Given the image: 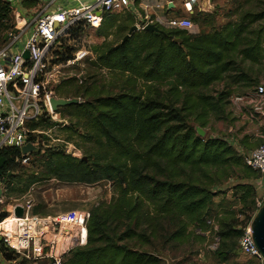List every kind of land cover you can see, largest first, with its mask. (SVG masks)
Wrapping results in <instances>:
<instances>
[{"label": "trees", "instance_id": "1", "mask_svg": "<svg viewBox=\"0 0 264 264\" xmlns=\"http://www.w3.org/2000/svg\"><path fill=\"white\" fill-rule=\"evenodd\" d=\"M15 14L11 3L0 0L3 46L11 40L6 34L19 33ZM237 18L206 34L159 27L160 34L135 32L125 40L132 17L105 15L96 33L105 41L91 51L93 66L107 71L110 80L83 90L87 101L62 108L77 128L65 129L66 142L77 137L94 147L84 151V159L63 148L47 150L44 158L47 178L68 184L112 182L115 196L90 212L88 244L64 264H164L173 247L204 244L212 234L219 239L217 256L236 252L258 197L253 182H237L256 181L261 173L245 165L228 141L202 138L196 126L205 129L213 118L229 119L232 89L246 82L247 88L253 86L257 77L248 73L264 64V27L254 28L264 10L241 11ZM109 36L117 40L111 43ZM75 90L78 97L81 91ZM41 121L38 128L50 123ZM75 146L81 148L76 141ZM240 146L252 150L249 137ZM20 155L16 149L0 155L9 183ZM230 182L243 208L238 214H218L215 226L213 200ZM9 187L6 204L18 193ZM7 216L1 214L0 222Z\"/></svg>", "mask_w": 264, "mask_h": 264}, {"label": "built area", "instance_id": "2", "mask_svg": "<svg viewBox=\"0 0 264 264\" xmlns=\"http://www.w3.org/2000/svg\"><path fill=\"white\" fill-rule=\"evenodd\" d=\"M4 1L11 3L13 0ZM200 1L202 0H185L184 15L174 17L147 15L143 19L138 18L134 26L137 27V32H144L148 25H155L193 34L194 25L191 17L197 10L206 12L200 8ZM168 4L172 5L173 2L169 1ZM112 12L138 16L135 0H94L91 4L58 12L51 11L49 6H46L21 27L20 33L7 34L11 40L0 50V155L6 150L16 149L21 151L24 164L31 161L33 151L24 154L22 149L31 145L35 150L38 145L36 137L40 132L26 129L27 123L42 119L55 123L61 121V113L58 112L60 108L53 107V102L60 100L54 91L55 84L63 79L79 81L82 78L81 74H86V65L80 61L84 57L78 56L81 51L75 53V58L73 57L70 63L62 66L55 63L56 57H53L55 50L65 38L72 36L76 29L98 30L105 15ZM29 32L31 34L23 49L9 57L7 52ZM75 40L77 44L82 37H75ZM25 54H28V58H25ZM71 66L80 67L82 73L66 75L62 72ZM245 98L250 121H264V82ZM236 100L245 101L244 98ZM243 160L245 165L264 174V145L247 151ZM3 176L0 177V215L7 213L8 216L0 222V244L4 246L7 254L19 259L39 258L48 261L49 264H64L73 252L87 246L90 212H74L43 219L29 213L30 207L20 204V201H14L16 204L10 209H5L7 199L4 194L8 191V184ZM263 205L264 194L256 199L253 218ZM17 206L24 208L23 217L15 216ZM251 222L242 229L239 248L244 256L263 264L262 256L253 240ZM48 230L51 237L47 236ZM218 247L219 239L216 238L211 250L215 252Z\"/></svg>", "mask_w": 264, "mask_h": 264}, {"label": "rangeland", "instance_id": "3", "mask_svg": "<svg viewBox=\"0 0 264 264\" xmlns=\"http://www.w3.org/2000/svg\"><path fill=\"white\" fill-rule=\"evenodd\" d=\"M213 6V8H212ZM203 8L205 11L197 10L195 15L191 17L194 25L193 34H206L210 33L216 28H220L228 23L236 21L241 11L260 13L264 10V4L259 1L247 2V0H214L209 3L204 1ZM117 13V12H112ZM119 14V13H117ZM30 21V19H29ZM16 25L22 27V23L18 22L15 18ZM264 27V19L261 20L254 28ZM91 32L90 29L83 31L82 29H76L73 31L72 36L65 38L61 44L57 47L53 57H56L55 63L57 65L65 66L66 63L75 58V53L78 56H83L80 59L85 66L86 74H81V68L70 67L63 69L64 74H78L82 75V78L77 81L74 79H63L58 81L54 86L56 95L67 101L68 103H82L87 101V98L83 96V90L92 88L95 85H106L110 80V75L107 72L100 71L93 66L91 48L97 45H101L103 42L95 38L91 34V38L86 37V34ZM126 33H123V36ZM93 36V37H92ZM75 37H82V40L75 44ZM117 39L111 38L109 41L114 42ZM77 41V39L75 40ZM75 46H77L75 48ZM3 48L2 40L0 41V49ZM82 51H86L85 54ZM93 54V53H92ZM248 77H257V81L253 82V86L246 87L248 82L234 86L233 96L230 100V106L228 108L231 112V116L227 120H221L217 118L211 119V123L205 129H201L196 126L199 136L205 139L217 138L228 141L243 158L247 150L240 146V141L244 137H249V142L252 146L251 149H255L259 145H264V121L252 122L249 118L248 106L246 102V95L252 92L260 83L264 82V64L256 65L252 68V71L248 73ZM79 89L81 94L77 97L75 95L76 90ZM237 98H244L245 101L237 102ZM58 112L61 113V121L52 122L53 125L48 123L43 124L40 128L37 127V123L42 122H29L26 125V129L32 131H39L36 140L38 142L37 148L31 153V161L27 164L22 162V153L20 156L15 157L16 165L13 168L14 171L10 172L8 176L13 177L8 182L6 175L3 176L7 183L10 184V189L16 188L18 193L15 192L13 198H20L26 196V200H30L32 205V214L36 212L38 217L43 219H49L56 215L69 214V213H81L91 212L94 208L102 205H108L112 202L115 196V188L112 182L103 181L94 185L86 184H68L62 183L56 179L47 178V169L45 167V154L47 150L63 148L65 154L70 156L78 155L75 158L84 159V151L92 150L93 145L87 144L81 139L74 137L70 142L67 141L66 128L76 125V121L69 116L65 109L60 108ZM234 119V120H233ZM74 129H77L76 127ZM75 141L83 149H79L75 146ZM259 141H263L260 142ZM250 151V150H249ZM75 154V155H74ZM262 175V174H260ZM39 180L34 182L35 178ZM251 181L239 180L237 183H249ZM235 182H230L223 190V194H219L216 197V203H219L222 199V208H214L212 205L211 219L216 226V217L218 214L224 211L230 210L233 213H240L243 205L234 198L233 193L230 191ZM253 185V184H252ZM263 196V193L259 194V197ZM227 200V201H226ZM23 200L20 202L22 203ZM11 204V206H10ZM7 204L5 209H10L14 204L11 202ZM242 217V216H238ZM243 219V218H241ZM216 243V236L214 234L208 237V242L200 244L194 241L179 247H173L166 255V262L164 264H255L254 261H250L245 257L238 247L236 252L229 255L217 256L211 249Z\"/></svg>", "mask_w": 264, "mask_h": 264}, {"label": "crops", "instance_id": "4", "mask_svg": "<svg viewBox=\"0 0 264 264\" xmlns=\"http://www.w3.org/2000/svg\"><path fill=\"white\" fill-rule=\"evenodd\" d=\"M94 0H13L11 2L12 7L15 9V18H17L18 22L25 25L26 22L29 21V19L36 14L41 9L45 8L46 6H49V9L54 12L66 10V9H72L83 5L91 4ZM169 1H172L173 4H168ZM204 1H208L209 3L213 2L214 0H202L200 1V8H203ZM168 5V7H167ZM213 8V6H212ZM135 9L136 14L138 13V16H132L133 20V26L135 23H137L138 18L143 19L144 17L148 16H159V17H174L176 15H184L186 14V8H185V0H135ZM207 12V11H206ZM17 24V23H16ZM18 32L20 33L21 27L18 25ZM98 30H91V32H88L86 34V37L89 39V36L91 38V34L100 41L104 42L105 38H98L96 33ZM30 32L27 33L25 36H23L17 43L16 46H13L7 54L12 56L14 52H17L18 50L23 49V45L26 43L30 36ZM7 36V34H6ZM92 36V37H93ZM112 38V36H109V40ZM5 46V45H4ZM3 46V48H4ZM2 48V49H3ZM92 49V48H91ZM1 50V49H0ZM91 53L92 58H94V54ZM253 186L255 187L257 194L259 196L260 193L264 194V174L261 175V178H259L256 181H253ZM7 194V192L5 193ZM4 194V195H5ZM26 196L22 197V200L24 203L23 205H28L30 207V212L32 213V205L30 200H26ZM216 197L213 200L214 208H222V199H220L219 203H216ZM20 199H11V202L14 201H22ZM227 201V200H226ZM11 206V204H10ZM50 235V231L48 230V235ZM6 250L2 244H0V264H49L48 261L44 259H34V260H26V259H19L12 254V259L6 258ZM246 257V256H245ZM248 258V257H247ZM249 259V258H248ZM250 261H254L249 259ZM255 264H260L257 261H254Z\"/></svg>", "mask_w": 264, "mask_h": 264}, {"label": "water", "instance_id": "5", "mask_svg": "<svg viewBox=\"0 0 264 264\" xmlns=\"http://www.w3.org/2000/svg\"><path fill=\"white\" fill-rule=\"evenodd\" d=\"M145 31H150V32H154L156 34H160L161 30L159 27L155 26V25H148L145 28ZM137 32V27L136 26H132L129 34L125 37V40H127L130 35L132 33ZM25 58H28V54H25ZM74 103V102H73ZM71 103H68L65 100H55L53 102V107L54 108H63L68 106ZM34 151L33 147L31 145H27L22 149V152L24 154L29 153ZM5 165V160L4 159H0V177L3 176V168ZM0 197H1V191H0ZM25 214L24 212V208L21 206H17L15 208V216L16 217H23ZM1 217V215H0ZM251 231L253 233V240L254 243L257 247V249L259 250L262 259H263V264H264V205L263 207L258 211V213L256 214V216L253 218L252 222H251Z\"/></svg>", "mask_w": 264, "mask_h": 264}, {"label": "bare ground", "instance_id": "6", "mask_svg": "<svg viewBox=\"0 0 264 264\" xmlns=\"http://www.w3.org/2000/svg\"><path fill=\"white\" fill-rule=\"evenodd\" d=\"M74 155H75V154H74ZM75 156L77 157L78 155H75ZM75 156H74V157H75Z\"/></svg>", "mask_w": 264, "mask_h": 264}]
</instances>
